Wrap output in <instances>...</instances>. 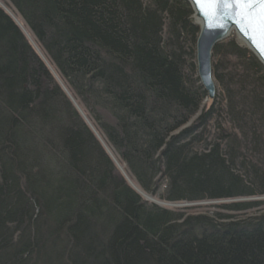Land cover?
Here are the masks:
<instances>
[{
	"label": "trees",
	"instance_id": "1",
	"mask_svg": "<svg viewBox=\"0 0 264 264\" xmlns=\"http://www.w3.org/2000/svg\"><path fill=\"white\" fill-rule=\"evenodd\" d=\"M8 1L36 47L0 6V264H264V64L236 33L211 101L188 0Z\"/></svg>",
	"mask_w": 264,
	"mask_h": 264
},
{
	"label": "water",
	"instance_id": "2",
	"mask_svg": "<svg viewBox=\"0 0 264 264\" xmlns=\"http://www.w3.org/2000/svg\"><path fill=\"white\" fill-rule=\"evenodd\" d=\"M195 11V20L200 25V34L197 38V64L198 75L209 100L216 99L217 85L215 84L213 74V49L215 45L233 32L236 33L239 40L249 48L257 56L259 61L264 64V56H262L257 49L250 43L249 39L240 30V26L235 22L233 18L228 16H217L216 19L209 21L201 12L197 5L196 0H188Z\"/></svg>",
	"mask_w": 264,
	"mask_h": 264
},
{
	"label": "snow or ice",
	"instance_id": "3",
	"mask_svg": "<svg viewBox=\"0 0 264 264\" xmlns=\"http://www.w3.org/2000/svg\"><path fill=\"white\" fill-rule=\"evenodd\" d=\"M209 20L233 18L257 51L264 56V0H196Z\"/></svg>",
	"mask_w": 264,
	"mask_h": 264
},
{
	"label": "rangeland",
	"instance_id": "4",
	"mask_svg": "<svg viewBox=\"0 0 264 264\" xmlns=\"http://www.w3.org/2000/svg\"><path fill=\"white\" fill-rule=\"evenodd\" d=\"M0 6L1 7H3L11 16H12V18H14L15 19V21L17 22V20H16V18H15V16L13 15V8L9 5V1L8 0H0ZM16 16H17V14H16ZM17 17H19V16H17ZM21 18V17H20ZM194 19H195V15H194ZM22 20V19H21ZM196 21V20H195ZM20 22V21H19ZM19 22H17V24H19ZM197 22V21H196ZM19 26L22 28V26L19 24ZM25 28H26V26H25ZM23 30H24V33L26 34V36L28 37V39H30L32 42H33V44L35 45V47H36V44H35V41H34V39H33V37H32V35H31V33H30V31L28 30V28H27V30H28V32L30 33L29 35H27V33H26V31H25V29L24 28H22ZM233 33H235V32H233ZM232 35V34H231ZM230 35V36H231ZM229 37V36H228ZM227 37V38H228ZM236 38H237V40L243 45V43L239 40V38L237 37V35H236ZM226 40V39H225ZM52 69V68H51ZM54 69H52V71H53ZM54 73H55V71H54ZM56 77H57V79H58V81H60L61 82V84L64 86V88H65V90H67V87L65 86V84H64V82L63 81H61L60 80V78H59V76L56 74ZM78 107H79V109H80V111H81V113H83V116H84V119L91 125V126H93L94 127V123H92L91 122V120H90V118H89V115H88V113H86L85 111H84V109L81 107V106H79L78 105ZM95 128V127H94ZM93 128V129H94ZM95 130V132L97 131L98 132V130L95 128L94 129ZM96 132V134H97V136L99 137V139L102 141V143L104 144V138H103V136L98 132L97 133ZM106 148H107V151H108V153L110 154V155H112V157L114 158V160H115V162H116V164H117V166H119V169L121 170V172H123V174L124 175H126V172H125V166L120 162V160H119V158L114 154V152H113V150H112V148H109V147H107L106 146ZM127 176V175H126ZM128 177V176H127ZM133 185H135L138 189H139V191H140V193H141V195H142V197L143 198H146V199H149V200H151V201H157V199H154L153 197H151V195H149L148 193H146V192H144V191H142L141 189H140V187H138L137 185H136V183L135 184H133ZM134 187V186H133ZM159 203L161 204V205H163V206H166V207H171V208H174V204H172V203H164V202H162V201H159ZM211 203H214V204H216V203H218V202H211ZM210 202H200V203H193V204H186V203H184V204H178L179 206H183V207H189V206H194V207H190V211L189 212H194V213H201V212H208V205L209 204H211ZM195 206H199L198 208H195ZM175 207H177V206H175Z\"/></svg>",
	"mask_w": 264,
	"mask_h": 264
},
{
	"label": "bare ground",
	"instance_id": "5",
	"mask_svg": "<svg viewBox=\"0 0 264 264\" xmlns=\"http://www.w3.org/2000/svg\"><path fill=\"white\" fill-rule=\"evenodd\" d=\"M13 15L15 16L17 22L20 21L19 24L22 26V28L25 29L27 35H29L30 33L28 32L27 28H25V25H24L23 21L21 20V18H20V17H17L16 14H15L14 12H13ZM126 175H127V174H126ZM127 176H128V175H127ZM128 180H129V182L132 184V186L136 187L135 185H133V184H135V182L130 178V176H128ZM136 188H137V187H136ZM137 189H138V188H137ZM151 197H152V196H151ZM157 200H158V199H157Z\"/></svg>",
	"mask_w": 264,
	"mask_h": 264
}]
</instances>
